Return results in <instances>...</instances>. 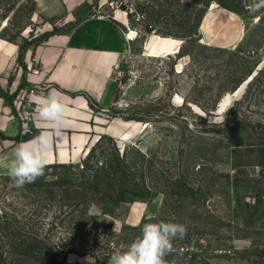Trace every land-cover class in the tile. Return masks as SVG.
<instances>
[{
	"label": "rangeland",
	"instance_id": "374dc122",
	"mask_svg": "<svg viewBox=\"0 0 264 264\" xmlns=\"http://www.w3.org/2000/svg\"><path fill=\"white\" fill-rule=\"evenodd\" d=\"M132 1L143 16L138 44L116 72L114 105L94 108L107 119L122 117L145 128L123 142L97 134L71 176L81 182L114 153L125 154L150 193L104 210L107 202L92 189L63 184L61 169H44L23 187L0 177V220L11 235L2 240L14 243L17 231L46 235L57 264H107L144 223L163 220L187 229L183 239L173 240L172 252H208L211 264H264V9L250 12L252 0ZM214 2L220 7L212 9ZM34 3L17 0L5 14L0 7L1 39L16 35L19 46L36 45L81 18L47 17L37 3L33 10ZM223 3L243 13L234 15ZM209 9L220 10L207 19L210 39L201 29ZM156 34L176 38V52L148 55ZM0 94L21 108L28 101L21 89L11 93L1 84ZM73 208L75 218L66 217ZM85 209L92 215L88 223ZM174 255L172 264L180 257Z\"/></svg>",
	"mask_w": 264,
	"mask_h": 264
},
{
	"label": "crops",
	"instance_id": "0c3cea01",
	"mask_svg": "<svg viewBox=\"0 0 264 264\" xmlns=\"http://www.w3.org/2000/svg\"><path fill=\"white\" fill-rule=\"evenodd\" d=\"M109 1L36 0L39 12L47 17L65 14L68 22L78 15L81 18L73 27L30 45L23 53V65L18 61L19 45L0 38V84L11 93L21 89L28 97L21 108L0 95V163L12 159L21 143L31 146L34 137L16 138L34 130L36 136L42 131L49 136L47 164H52L80 162L97 134H108L123 142L145 128L122 117L107 119L94 108L109 111L114 105L116 72L138 44V38L130 40L126 34V24L133 23L132 14L116 9L112 17L97 15L96 10L105 8ZM219 11L209 9L202 21V33L209 39L207 19ZM24 80L26 85L22 86ZM54 90L64 104V123L53 134L49 130L55 125L39 117L38 107ZM2 175H8L4 167H0Z\"/></svg>",
	"mask_w": 264,
	"mask_h": 264
},
{
	"label": "trees",
	"instance_id": "16d2710c",
	"mask_svg": "<svg viewBox=\"0 0 264 264\" xmlns=\"http://www.w3.org/2000/svg\"><path fill=\"white\" fill-rule=\"evenodd\" d=\"M30 1V0H29ZM17 0H0V7L5 5V13H9L16 6ZM224 7L237 12L238 14H242L243 10L240 6L238 8L229 6L226 3H223ZM87 3L84 4V7H87ZM36 9V3L33 4V10ZM262 20V17H260ZM75 25V24H74ZM73 25V26H74ZM59 30H53L48 32V35L51 33L57 32ZM3 38L8 39L12 42H16V35L3 36ZM32 44V42L25 41L23 44L19 46V63L23 65V53L24 51ZM23 84V83H22ZM1 95V94H0ZM38 134L36 130L32 133H27L23 136H18L16 139H30L35 137ZM106 138L113 140L116 142V139L113 136L106 135ZM262 146V150L264 149V145ZM118 150V149H117ZM138 153L144 157L141 151ZM125 154L123 156L120 153H114L110 160H107L102 166L98 167L96 173L93 174V177L87 178L81 182H76L72 178V169L79 166L78 163H52L47 164L45 169L56 168L61 169L60 174L63 184L70 183H79L75 184L79 188L84 189H92V195L95 193L98 194L101 200H105L107 203V207H103L104 210H108L110 206L117 207L120 203L124 201H134L136 199H145L147 197L146 188H142L139 177H142L140 171H137V168L134 166H129L126 162ZM264 164V163H263ZM140 170V169H139ZM9 175H2L0 177H5ZM78 179V178H77ZM87 179V180H86ZM73 181V182H72ZM137 197V198H136ZM101 200L99 203H101ZM75 211H78V208H73L69 213L66 214V217L75 218ZM83 222L88 223L92 218V215H88V211H81ZM5 221L0 220V264H57L56 255H52V245L48 243V239L46 235H41L37 233H24L21 231H17V234H13L12 239L16 238L15 242L13 241L10 244L5 245V242L2 240V237H10L6 231V226L3 227L2 223ZM177 252V253H174ZM165 257L168 264H172L169 260L170 255H179L180 257H173L172 261L174 264H185L182 263L184 258L188 262L187 264H211L209 258L211 257L208 252L205 254L203 252H199L196 249L189 248L188 251H174ZM174 255V256H175ZM55 256V257H54ZM49 259V260H48ZM65 264H68L65 261Z\"/></svg>",
	"mask_w": 264,
	"mask_h": 264
},
{
	"label": "clouds",
	"instance_id": "9594fccd",
	"mask_svg": "<svg viewBox=\"0 0 264 264\" xmlns=\"http://www.w3.org/2000/svg\"><path fill=\"white\" fill-rule=\"evenodd\" d=\"M247 7L252 13L259 12L264 9V0H252ZM38 115L42 120L55 125L49 130L51 133L62 129L64 104L58 92L54 90L48 94L44 103L38 107ZM29 143L31 146L21 143L15 149L12 159L0 163L16 187L35 182L44 174L48 163L47 153L51 147L49 136L42 131ZM186 231L185 225L171 221L144 223L140 235L126 250L117 248L111 252L107 264H168L165 257L173 251V240L183 239Z\"/></svg>",
	"mask_w": 264,
	"mask_h": 264
},
{
	"label": "built area",
	"instance_id": "2783aa9c",
	"mask_svg": "<svg viewBox=\"0 0 264 264\" xmlns=\"http://www.w3.org/2000/svg\"><path fill=\"white\" fill-rule=\"evenodd\" d=\"M126 6V8H123ZM131 8L132 12H128ZM116 9H123L127 13L133 14L132 19H135V23L126 24V34L128 39L134 40L140 35L143 24V16L136 11L135 3L132 0H110L105 8H98L96 13L99 17H112Z\"/></svg>",
	"mask_w": 264,
	"mask_h": 264
},
{
	"label": "bare ground",
	"instance_id": "6f19581e",
	"mask_svg": "<svg viewBox=\"0 0 264 264\" xmlns=\"http://www.w3.org/2000/svg\"><path fill=\"white\" fill-rule=\"evenodd\" d=\"M220 7L218 2H214L212 9ZM138 38V36H137ZM178 40L176 38L162 37L155 35V39L147 49L148 55H155L157 52H164L166 54H173L177 50ZM146 47V46H145Z\"/></svg>",
	"mask_w": 264,
	"mask_h": 264
},
{
	"label": "water",
	"instance_id": "95a60500",
	"mask_svg": "<svg viewBox=\"0 0 264 264\" xmlns=\"http://www.w3.org/2000/svg\"><path fill=\"white\" fill-rule=\"evenodd\" d=\"M123 8H126V6H123ZM128 12H132V9L129 8V9H128ZM132 22L135 23V19H133ZM151 31H152V32H155V29H152Z\"/></svg>",
	"mask_w": 264,
	"mask_h": 264
}]
</instances>
